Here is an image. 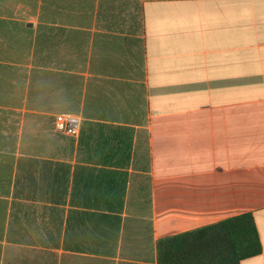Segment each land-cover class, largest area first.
I'll return each mask as SVG.
<instances>
[{
  "label": "crops",
  "instance_id": "crops-1",
  "mask_svg": "<svg viewBox=\"0 0 264 264\" xmlns=\"http://www.w3.org/2000/svg\"><path fill=\"white\" fill-rule=\"evenodd\" d=\"M34 69L47 93L74 78L76 112L32 106ZM22 158L58 163L67 215L89 189L112 222L10 232L35 210L12 216ZM243 214L262 252L241 264H264V0H0V264H158V239Z\"/></svg>",
  "mask_w": 264,
  "mask_h": 264
},
{
  "label": "trees",
  "instance_id": "trees-1",
  "mask_svg": "<svg viewBox=\"0 0 264 264\" xmlns=\"http://www.w3.org/2000/svg\"><path fill=\"white\" fill-rule=\"evenodd\" d=\"M36 64L37 66H40ZM73 68V63L68 68ZM30 102L36 109L45 108L50 111L76 112L74 106L75 81L71 77L66 94H56L55 90L44 91L42 71H32ZM57 77V76H56ZM50 79L51 84L57 81ZM71 87V90H69ZM59 166L52 160L22 158L19 161L17 183L21 186L22 196L31 201H40L39 211L31 210L22 219H16L10 226V232L16 231H63L101 229L112 218L110 215L97 217L90 212V191L86 190L83 200L76 201L78 191L72 192V207L83 210H72L69 215L65 209L66 189L59 188ZM80 197V196H79ZM118 211H122L121 195ZM117 223H111V230H119ZM158 264H241L242 261L256 257L262 252V245L254 218L251 214L223 220L193 231L183 232L174 236L157 240Z\"/></svg>",
  "mask_w": 264,
  "mask_h": 264
},
{
  "label": "built area",
  "instance_id": "built-area-1",
  "mask_svg": "<svg viewBox=\"0 0 264 264\" xmlns=\"http://www.w3.org/2000/svg\"><path fill=\"white\" fill-rule=\"evenodd\" d=\"M55 129L67 137L77 138L81 134L82 120L72 113H60L55 117Z\"/></svg>",
  "mask_w": 264,
  "mask_h": 264
},
{
  "label": "rangeland",
  "instance_id": "rangeland-1",
  "mask_svg": "<svg viewBox=\"0 0 264 264\" xmlns=\"http://www.w3.org/2000/svg\"><path fill=\"white\" fill-rule=\"evenodd\" d=\"M49 140V139H48ZM50 142L47 143L46 139H44V146H45V150L44 153H47L48 155H51L52 157H57L58 155V137L57 136H51L50 137ZM58 158V157H57ZM16 199V198H15ZM15 202L12 208V216L15 218V216H19L21 214V216L30 208H33L35 210H37L39 208V204L38 203H32L30 202H23L21 200H14Z\"/></svg>",
  "mask_w": 264,
  "mask_h": 264
}]
</instances>
